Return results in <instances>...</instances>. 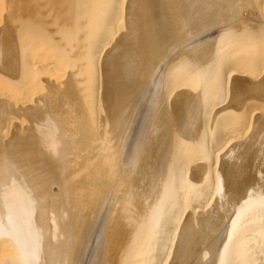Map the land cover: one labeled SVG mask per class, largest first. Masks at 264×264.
Instances as JSON below:
<instances>
[{"label": "bare ground", "instance_id": "6f19581e", "mask_svg": "<svg viewBox=\"0 0 264 264\" xmlns=\"http://www.w3.org/2000/svg\"><path fill=\"white\" fill-rule=\"evenodd\" d=\"M2 2L0 264H264V0Z\"/></svg>", "mask_w": 264, "mask_h": 264}, {"label": "rangeland", "instance_id": "374dc122", "mask_svg": "<svg viewBox=\"0 0 264 264\" xmlns=\"http://www.w3.org/2000/svg\"><path fill=\"white\" fill-rule=\"evenodd\" d=\"M0 3H1V0H0ZM3 3H4V5H3ZM73 4H74V3H73ZM2 5H3V8L0 7V8H1L0 12H3V9L5 10V7H4V6H6V2H2ZM2 5H1V6H2ZM88 24H89V23H88ZM88 24H87V25H88ZM87 25H84V26H87Z\"/></svg>", "mask_w": 264, "mask_h": 264}]
</instances>
